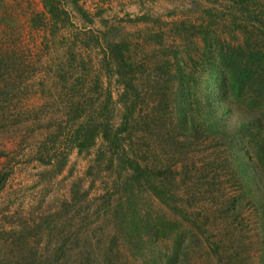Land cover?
I'll return each instance as SVG.
<instances>
[{
    "label": "rangeland",
    "instance_id": "obj_1",
    "mask_svg": "<svg viewBox=\"0 0 264 264\" xmlns=\"http://www.w3.org/2000/svg\"><path fill=\"white\" fill-rule=\"evenodd\" d=\"M59 2L69 19L60 29L52 26L42 0H0V61L7 65L0 66V178L6 176L0 187V264H48L62 245L66 257L54 263L77 264L83 260L80 244L85 242L86 228L94 251L108 238L103 236L116 218L114 214L108 219H97L94 214L84 220L85 210L78 208L73 198L77 191L88 193L89 201L82 205L90 213L105 206L104 197L114 198L109 193L119 181L118 160L114 156L112 163L107 144L99 140L88 153H79L68 142L56 151L57 155L68 153L61 171L56 165H44L38 160V154L45 151L44 143L53 132L57 133L58 124L65 127L66 121L75 123L71 119L76 114L70 116L68 111L75 113L73 107L79 104L81 109L93 112L110 95V122L114 128L122 124L124 87L113 67L108 69V45L126 43L130 56L146 65L142 66L139 82L144 90L166 89V73L175 67L198 75L194 98L201 105L196 109L209 117L212 111L204 107L209 65L200 60L205 56V62L215 55L216 40L227 44L254 41L253 31L258 27L255 20L264 22V0ZM79 80L81 87H74ZM228 106H232V114L227 116L232 126L248 115L243 104L231 101L220 102L215 111L221 115ZM158 133L152 130L151 135L140 134L135 141L143 142L148 137L146 140L152 139L160 149L164 145ZM168 147L171 149L162 152L167 155L162 156L165 162H172V157L179 163L184 161L173 156V147ZM192 154L195 166L202 170L207 153ZM251 157L248 152L242 158L251 165ZM187 163L193 168L191 161ZM205 166L207 170L208 164ZM229 174L217 168L209 176L214 183L205 188L210 193L188 194L191 200L178 203L177 210L159 202L148 191L136 192L132 202L145 212H159L186 226L187 218L193 220L201 213H210L212 217L203 218L206 226L201 232L195 229L198 240L189 250L194 259L202 261L208 252L213 255L215 250L207 241H218L223 246L211 258L214 264H264V228L253 216V206L244 200L241 218L225 214L221 206L224 199L239 192L245 191L255 200L264 197V185L249 188L240 183L239 177L234 182ZM143 240L139 250L121 244L126 257L122 264L148 263L155 250L149 237ZM169 241H159L158 250ZM90 252L91 248L86 253Z\"/></svg>",
    "mask_w": 264,
    "mask_h": 264
},
{
    "label": "trees",
    "instance_id": "obj_2",
    "mask_svg": "<svg viewBox=\"0 0 264 264\" xmlns=\"http://www.w3.org/2000/svg\"><path fill=\"white\" fill-rule=\"evenodd\" d=\"M42 3L50 15L52 26L58 29L65 27L69 19L59 0H42ZM255 24L258 27L253 31L256 34L254 41L227 44L216 40L215 55L205 62L204 56L199 62L209 65L207 87L204 91V107L212 111L209 117L203 116L196 109V106L201 105L194 98L196 83L200 79L198 75L175 67L166 73V89L157 87L153 91L144 90L140 83L144 72L142 66L146 65L139 64L130 56L126 43L108 45V69L113 67L124 87L121 95L124 106L122 124L114 128L110 122V95L93 112L81 109L79 104L73 107L75 113L68 111L70 116L76 114L71 119L75 123L66 121L65 127L59 123L57 133L53 132L47 143H44L45 151L38 154V160L42 164L56 165L57 171H61L66 165L68 153L65 151L63 155H57V150L60 151L69 142L79 153H88L101 140L103 144H107L112 163H115L114 156L117 157L119 181L114 186L115 190L109 193L114 198L104 197L105 206L90 213L82 205L84 202L88 203V193L81 194L77 191L73 194L78 208L85 210L82 216L84 220L94 214L97 219L101 216L108 219L113 214L116 217L106 228L103 238H108L103 241L98 251L92 250L93 241L85 232L88 229H85L86 239L80 244V252L83 250L80 256L82 255L83 260L77 264H122L125 249L121 244L126 243L127 246L139 250L144 244L143 239L147 237L155 250L153 257L148 263L146 261L147 264H214L212 259L221 251V242L207 241L209 248L215 251L213 255L208 252L202 261L189 254L190 247L198 240L195 229L201 232L206 226L203 218L212 217L210 213L206 212V216L201 213L200 217H194L193 220L187 218V227L179 219H169L153 210L145 212L140 205L132 202V195L138 191H148L159 202L177 210L178 203L191 200L187 197L188 194L194 196L210 193V189L205 188L214 183V178L209 176L211 173L215 174L217 168L230 172L229 176L235 179L234 182L239 177L240 183L246 187L264 185V22L255 20ZM0 64L7 66L3 61ZM165 68L168 69L166 66ZM163 81L164 79L160 82ZM80 82L81 80L74 87H78V84L80 86ZM83 85L85 86L82 84V87ZM230 101L234 105L243 104L248 114L234 126L227 119L232 114V106L225 107L221 115L215 111L220 102L228 104ZM67 128L69 129L66 132ZM152 130L159 132L157 136L164 139H161L160 144L164 146L160 149L154 146L152 139L147 141L148 137L143 142L135 141L140 134L143 137L151 135ZM168 146L173 147V156L178 155L179 160L184 159L182 164L173 157L170 159L172 162L162 159V156L167 157L162 152H167V148H170ZM197 151L208 154H204L206 158L203 171L198 170L193 160L192 153ZM248 152L252 153L251 165L242 158ZM190 161L193 168L187 163ZM205 163L208 164L207 170ZM2 176L0 187L6 177ZM247 194L245 191L239 192L234 197L224 199L222 211L241 218L244 200H248L247 204L253 206V216L264 228V197L255 200ZM94 221L95 219L92 223ZM88 240L87 247L83 249ZM161 240L173 242L171 244L169 241L158 250L157 243ZM201 247L204 250L205 245L201 243ZM89 248L92 254L86 253ZM56 250V257L48 264H56L66 257L63 245ZM84 253L86 255L83 256Z\"/></svg>",
    "mask_w": 264,
    "mask_h": 264
}]
</instances>
